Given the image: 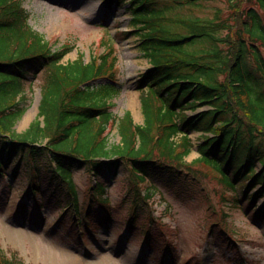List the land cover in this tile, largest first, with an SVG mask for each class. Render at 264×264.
Segmentation results:
<instances>
[{
	"label": "trees",
	"instance_id": "obj_1",
	"mask_svg": "<svg viewBox=\"0 0 264 264\" xmlns=\"http://www.w3.org/2000/svg\"><path fill=\"white\" fill-rule=\"evenodd\" d=\"M206 1L102 0L107 11L127 9L132 24L142 26L123 33L138 36L151 64L135 84L142 115V123L135 124L129 111L119 118L112 111L120 82L111 40L109 49L88 63L81 55L61 63L72 47L53 51L27 26L20 2L0 0L3 207L12 201L13 184L24 181L27 203H17V212L39 217L44 206L63 205L59 217L69 214L71 227L96 230L112 218L107 185L120 172L126 177L127 209L133 218L144 215L138 226L130 225L131 234L138 230L141 236L145 221L153 220L147 208L157 190L194 193L205 179L215 182L221 205L264 223V208L257 205L264 199V0H226L229 13L223 19L219 12L212 19L193 15ZM36 72L42 79L38 114L15 134L25 111L26 83ZM97 80L104 82L91 84ZM112 130L119 141L109 146ZM194 133H199L195 141ZM194 151L198 157L186 162ZM79 171L95 180L87 193L88 214L94 217L88 223L74 180ZM46 185L55 198L46 195ZM221 214L220 230L229 236L228 215ZM157 238L144 242L163 248ZM0 264L24 263L0 247Z\"/></svg>",
	"mask_w": 264,
	"mask_h": 264
},
{
	"label": "rangeland",
	"instance_id": "obj_2",
	"mask_svg": "<svg viewBox=\"0 0 264 264\" xmlns=\"http://www.w3.org/2000/svg\"><path fill=\"white\" fill-rule=\"evenodd\" d=\"M17 1L28 15L27 26L44 42H48L53 51L63 45L72 47L61 63H71L79 55L88 63L109 49L106 43L111 40L117 62L115 78L121 83L119 93L112 100L113 114L119 118L129 111L135 124L142 123L139 92L135 84L150 63L139 49L138 36H123V33L142 27L132 26V16L128 10L117 9L109 13L101 0ZM216 12H219L221 19L227 17L229 5L226 0L203 2L193 11V15L212 19ZM221 34L224 35V31ZM28 80L25 88L27 99L23 105L25 111L13 127L15 134L28 129L38 114L41 73L36 72L35 77ZM99 83L103 81H96L95 85ZM118 141L119 137L112 130L108 134V145L112 146ZM197 157V153L193 152L185 161L189 163ZM74 176L79 185V207L82 212L88 204L89 185L94 181H89L81 171ZM8 180L9 177L4 181ZM125 180V175L119 172L109 181L110 222L92 231L81 229L82 232H78L76 226L71 227L69 214L59 219L63 205L44 206L39 211V217L32 212L25 216L17 212V203L27 202L22 191L24 181L13 184L12 201L8 207H3V187L0 184V208L3 207L0 209L1 249L7 256L16 255L24 264H186L187 259H190L188 264H264V223L244 215L241 210L227 209L221 205L218 193L215 194L216 184L209 179L202 180L194 193L185 190H178L181 193L177 195L164 193L163 197L170 205L167 211H164L165 202L159 203L158 194L154 196L151 237L157 236L162 245L169 249L161 252L157 245L144 252L146 246H140L142 242L138 239L140 232H125L128 213L124 200L127 192L123 183ZM49 188L45 186V193L50 199ZM262 203L263 200L258 201L259 206ZM223 211L229 215L227 223L235 233L231 237L219 230L223 224ZM92 217L91 214L82 216L84 221ZM59 220L62 222L57 225ZM158 238L155 239L156 243Z\"/></svg>",
	"mask_w": 264,
	"mask_h": 264
}]
</instances>
